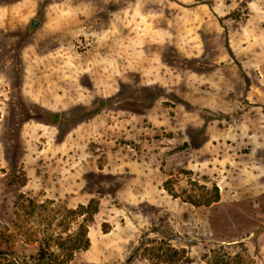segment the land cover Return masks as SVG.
Returning <instances> with one entry per match:
<instances>
[{
	"label": "rangeland",
	"instance_id": "1",
	"mask_svg": "<svg viewBox=\"0 0 264 264\" xmlns=\"http://www.w3.org/2000/svg\"><path fill=\"white\" fill-rule=\"evenodd\" d=\"M42 248L264 264V0H0V264Z\"/></svg>",
	"mask_w": 264,
	"mask_h": 264
},
{
	"label": "trees",
	"instance_id": "2",
	"mask_svg": "<svg viewBox=\"0 0 264 264\" xmlns=\"http://www.w3.org/2000/svg\"><path fill=\"white\" fill-rule=\"evenodd\" d=\"M165 188L175 197H178L179 195L174 191V189L172 187H169L168 183L166 182L165 184ZM220 199V190L219 187L217 185H213V187L211 188V191L209 194H205V195H201L200 197H196L193 195H189L188 196V200L193 203L194 205H201V204H205V205H210L214 202L219 201ZM92 205V202H90L88 204V206L85 205H80L77 209H73L74 212L76 213H80L83 214L85 212V210ZM83 233L85 235H87L88 233V229L87 226L82 224L81 225ZM90 244V240L87 237V239L85 240V244H80L78 243L77 245H75V247L73 249H78V248H88ZM54 256V253H53ZM52 253L51 255L48 254V252L45 249H40L39 253H38V259L40 260V262H46L48 264H56L55 261L53 260ZM72 256V253H71ZM228 257L227 259L224 260L223 258H214L213 260L210 259V263L209 264H247L246 263V259L245 257L240 254V253H236L235 255ZM71 258V257H70Z\"/></svg>",
	"mask_w": 264,
	"mask_h": 264
}]
</instances>
